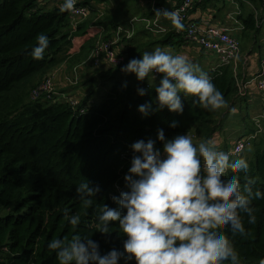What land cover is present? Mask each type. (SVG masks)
Wrapping results in <instances>:
<instances>
[{"label": "trees", "instance_id": "obj_1", "mask_svg": "<svg viewBox=\"0 0 264 264\" xmlns=\"http://www.w3.org/2000/svg\"><path fill=\"white\" fill-rule=\"evenodd\" d=\"M107 1L82 2L92 7ZM60 5L41 4L38 0H0V264H59L48 243L54 238L70 240L76 234L92 235L99 243L101 255L113 248L123 251L127 237L118 229V222L111 223L110 234H103L97 231L96 216L103 204L119 207L111 197L126 190L123 178L130 166L131 145L141 139L155 140L158 129H163L168 139L187 134L201 142L211 140L219 129L221 112L237 93L234 69L228 66L218 73H209L226 101L223 108L215 111L193 105L195 97L187 96L182 97L183 114L164 108L143 118L138 107L156 97L146 81L137 86L116 84L102 104L90 103L92 91L79 95L81 102L77 107L66 101L33 100V89L67 61L72 40L85 34L83 24L72 28L69 12H61ZM238 18L243 20L244 31L257 30L253 15ZM99 24L106 31L112 26L106 19ZM40 33L49 37L50 45L43 60H34L30 52ZM180 36L172 32L160 37L158 43L174 46L179 43L175 38ZM110 38V34L104 37ZM92 44L87 42L82 50L92 49ZM142 53L141 46L127 45L119 54L124 59L120 67L95 71L103 81H114L121 68ZM138 87L147 90L144 96L138 95ZM77 88H64L61 92L80 94ZM173 120L179 122L178 127L169 126ZM253 147L241 155L249 162L248 173H235L229 168L227 174H237L241 184L245 175L254 178L255 188L264 192V140ZM84 179L90 186L101 188L91 206L76 193ZM252 207L256 223L249 224L245 215L247 234L234 238L240 264H261L264 258V199H254ZM66 214L80 216L77 228L70 225ZM128 264H135V260Z\"/></svg>", "mask_w": 264, "mask_h": 264}, {"label": "clouds", "instance_id": "obj_2", "mask_svg": "<svg viewBox=\"0 0 264 264\" xmlns=\"http://www.w3.org/2000/svg\"><path fill=\"white\" fill-rule=\"evenodd\" d=\"M76 3L63 0L60 11H71ZM156 15L170 19L177 30L184 28L176 12L157 10ZM49 45V37L38 34L30 55L43 60ZM121 71L135 74L138 81L147 79L149 83L151 78L149 87L154 88L156 97L138 107L143 118L164 108L183 114L182 97L187 96L195 97L193 105L209 111L226 103L212 77L184 54L156 48L131 59ZM156 74H161L158 85L154 83ZM146 92L137 88L139 96ZM178 124L173 120L169 126ZM131 150L123 178L126 190L111 197L119 207L103 204L96 216L97 231L103 234H110L111 223L118 222V229L127 237L123 251L113 248L101 255L92 235L54 238L47 247L56 252L59 264H119L121 260L128 264L133 259L135 264H240L234 238L247 234L245 215L249 224L256 223L252 202L264 199L254 178L245 175L241 184L237 174H227L229 168L247 174V158H232L234 154L219 150L213 140L195 144L187 134L168 139L163 129H158L155 140L134 142ZM100 191L86 179L76 188L77 196L88 206ZM66 218L74 229L81 222L79 215L66 214Z\"/></svg>", "mask_w": 264, "mask_h": 264}, {"label": "crops", "instance_id": "obj_3", "mask_svg": "<svg viewBox=\"0 0 264 264\" xmlns=\"http://www.w3.org/2000/svg\"><path fill=\"white\" fill-rule=\"evenodd\" d=\"M180 2L182 0H165L164 4L169 8H173ZM233 11V8L229 6L226 0H194V7L190 11V17L203 27L227 26L229 28H236L234 22L227 18ZM240 12V16L247 17L253 15L256 17L257 30L255 32L244 30L242 32H238L237 30L234 32V35L242 40L240 59L237 64L232 66L236 76L237 93L232 103L224 107L226 110L223 112V118L220 119L219 129L211 139L215 141L219 150L225 152L234 147L239 140L256 134L259 122H262V125H264L263 99L254 82L256 74L260 70L261 60L264 58V2L246 0L240 6ZM151 13L154 14L152 0H108L106 3L100 5L94 4L91 7L90 17L85 21H81L84 25L82 32L85 34L76 39L79 41L77 43L79 47L75 46L72 52L79 54L87 42L92 41L94 45V40L97 41L98 38L107 34L111 35V32L114 30L112 27L126 24L132 18L150 17L152 16L150 15ZM104 19L112 25L109 27L111 28L109 31L104 30L99 24ZM241 21L243 22V20ZM164 25L172 30L174 29L172 21L166 20ZM105 32L108 33L105 34ZM172 32L177 35L174 31ZM160 37L162 36L158 38L151 36L145 31L143 25L140 24L138 32L131 42H122L116 49L121 53V50L125 46L134 45L137 47L141 46L144 53L145 51L152 52L156 48H161L170 51L174 55L184 54L194 64H200L201 67L207 66L208 74L213 73L212 68L217 66V61L215 57L213 58L207 54L202 48L189 43L182 35L175 38V42L179 43L174 46L158 43ZM72 43H74V40ZM68 51L70 53L71 49L69 48ZM89 51L87 49L84 52L88 53ZM203 63L204 65H202ZM88 74H84L87 76L85 77L87 80H89ZM65 82L64 78L60 79V82L57 80L59 86L63 87L62 90L65 88ZM82 94L84 95V93ZM96 97L98 96L95 94L91 97V102L94 104H96ZM261 131V134L258 135L253 145L246 149L244 153L254 148L253 146L258 144V142L264 140V126Z\"/></svg>", "mask_w": 264, "mask_h": 264}, {"label": "built area", "instance_id": "obj_4", "mask_svg": "<svg viewBox=\"0 0 264 264\" xmlns=\"http://www.w3.org/2000/svg\"><path fill=\"white\" fill-rule=\"evenodd\" d=\"M83 0H77L75 8L69 12V19L72 22V28L78 27L82 20H85L91 13V7L85 5ZM162 0H153L154 14L150 17L132 18L126 24H120L113 32H111V38L106 40L97 41L93 46L88 58L82 66L73 69L71 75L65 78V88H76L80 83L81 73L84 70V66H91L97 71L110 70L112 68L120 67L124 62L123 57H120L117 53L116 47L122 42L131 41L138 32L140 24L143 25L145 31L153 37L164 36L172 31L177 35H182L189 43L195 44L202 48L207 54L215 57L217 66L212 68V72L218 73L223 68L228 66H234L237 64L239 55L241 52V42L238 36L234 35V32H242L245 27L239 16L241 15L240 6L246 0H226L233 12L229 14L227 18L233 21L236 28H229L227 26L216 27H203L196 23L190 17V11L194 7V0H182L176 7L169 8L166 4L161 3ZM38 3H57L62 4L63 0H38ZM169 10L176 12L182 19L184 28L182 30L170 29L164 25L166 20L162 16L156 15V11ZM254 79L255 85H257L259 93L262 95L264 104V58L261 60L260 70L256 74ZM155 78H161V74H156ZM63 89V87H61ZM80 94H73L69 90L67 92L59 91V86L53 75H48L44 81L34 88L31 92V98L33 100L41 99L45 101H57L68 102L73 107H77L81 99ZM90 103H92L90 101ZM93 104V103H92ZM84 109L81 114H84ZM260 123V122H259ZM261 134V129L258 127L256 134L245 137L239 140V142L232 147L228 153L234 154L232 158H239L244 151L250 148L256 141L258 135Z\"/></svg>", "mask_w": 264, "mask_h": 264}, {"label": "rangeland", "instance_id": "obj_5", "mask_svg": "<svg viewBox=\"0 0 264 264\" xmlns=\"http://www.w3.org/2000/svg\"><path fill=\"white\" fill-rule=\"evenodd\" d=\"M90 15H91V13H90ZM90 15L86 18V19H88L89 17H90ZM85 19V20H86ZM85 20H83V21H85ZM82 23H80L78 26H80ZM106 34V33H105ZM104 34V35H105ZM104 37L105 36H101L100 38H98V40L97 41H101V40H106V39H104ZM78 38V37H77ZM77 38H74L73 40H74V43H71V45L68 47V48H70L71 49V51H70V53H68L67 52V61H65L64 63V65L63 66H59L57 69H55L54 71H52L53 73L52 74H50V75H53L54 77H55V80L57 79L59 82H60V79H65V78H67V77H69L70 75H71V73H72V71H73V69L74 68H76V67H79V66H82L83 65V63L85 62V61H87L86 59L88 58V56H89V54L88 53H90L91 52V50L88 52V53H85L83 50H81L80 51V53L79 54H76L75 52H72V50L74 49V47L75 46H77V47H79L78 46V44L77 43H79V41L78 40H76ZM72 40V41H73ZM76 40V41H75ZM95 42H94V45L96 44V40H94ZM240 42L242 43V40H240ZM93 45V44H92ZM93 45V46H94ZM117 52H118V55H119V50L117 49ZM85 54H87V55H85ZM120 56V55H119ZM240 56V55H239ZM239 59H240V57H239ZM239 59H238V61H239ZM237 61V62H238ZM79 64V65H78ZM81 64V65H80ZM200 67H201V65L200 64H198ZM202 65H204V63L202 64ZM76 66V67H75ZM204 71H206L207 73H208V67L207 66H203V67H201ZM97 71V70H96ZM96 71H95V69H93L91 66H89V65H87V66H84V70H83V72L81 73V77H80V83H79V85H78V87L79 88H77L76 90H80L81 88H82V90H80L82 93H89V92H93L95 95H97L98 97H96V104H102L103 103V101L106 99V97H107V95H108V93H109V91H110V89L113 87V86H115L116 84H122V83H126L127 85H131V86H137V85H139L141 82H144V81H146V82H148V80L147 79H145L144 81H138L137 79H136V77H135V74H132V73H124V72H121V74L117 77V79L116 80H114V81H107V82H105V81H103V79H100L99 77H98V75H97V73H96ZM85 73H89L88 74V77H89V80H87L85 77H87V76H85L84 74ZM161 78H155V80H154V83L156 84V85H158L159 84V80H160ZM57 80H56V82H57ZM43 82V80H41L40 81V83H42ZM39 83V84H40ZM58 84V83H57ZM149 84L150 85H152V81H151V78H149ZM58 86H59V84H58ZM83 88H85L84 90H83ZM62 90V88L59 86V91H61ZM81 93V94H82ZM29 98H30V94H29ZM31 99V98H30ZM226 110V108L221 112V115L219 116V119H218V121H220V119L221 118H223L222 117V115H223V112ZM263 126L264 125H262V122L261 123H258V127L260 128V129H263ZM262 132V131H261ZM191 136V135H190ZM192 137V139H193V142L195 143V144H198V143H200L201 141H198L197 140V138H195V137H193V136H191ZM215 142V141H214ZM248 151H250V150H248ZM252 151V150H251ZM250 151V152H251Z\"/></svg>", "mask_w": 264, "mask_h": 264}, {"label": "water", "instance_id": "obj_6", "mask_svg": "<svg viewBox=\"0 0 264 264\" xmlns=\"http://www.w3.org/2000/svg\"><path fill=\"white\" fill-rule=\"evenodd\" d=\"M68 12V11H67Z\"/></svg>", "mask_w": 264, "mask_h": 264}]
</instances>
